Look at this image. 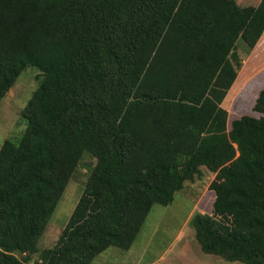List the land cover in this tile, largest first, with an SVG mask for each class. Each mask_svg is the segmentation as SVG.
I'll return each mask as SVG.
<instances>
[{
	"label": "trees",
	"instance_id": "obj_1",
	"mask_svg": "<svg viewBox=\"0 0 264 264\" xmlns=\"http://www.w3.org/2000/svg\"><path fill=\"white\" fill-rule=\"evenodd\" d=\"M263 34L264 0H0V103L26 68L44 76L25 130L0 149V264L129 251L153 207L204 167L215 200L192 218L201 250L264 264V90L260 118L223 108L239 43L250 56ZM86 155L84 193L41 250Z\"/></svg>",
	"mask_w": 264,
	"mask_h": 264
},
{
	"label": "rangeland",
	"instance_id": "obj_2",
	"mask_svg": "<svg viewBox=\"0 0 264 264\" xmlns=\"http://www.w3.org/2000/svg\"><path fill=\"white\" fill-rule=\"evenodd\" d=\"M239 46L243 68L223 108L233 118L243 115L260 118L262 115L254 112L253 106L259 92L264 90V34L250 56L241 43ZM43 79V73L37 67L26 68L0 103V149L7 138H17L25 130L27 124L22 114ZM95 164L96 160L89 155L82 159L40 242L41 250L57 244ZM214 178L213 173L202 168L201 176L193 182H186L184 188L176 193L172 204L153 207L129 251L109 248L93 264H138L141 255H144L142 264H242L205 254L195 238L192 218L197 214H211L215 198L210 185Z\"/></svg>",
	"mask_w": 264,
	"mask_h": 264
},
{
	"label": "crops",
	"instance_id": "obj_3",
	"mask_svg": "<svg viewBox=\"0 0 264 264\" xmlns=\"http://www.w3.org/2000/svg\"><path fill=\"white\" fill-rule=\"evenodd\" d=\"M143 259H144V255H141L140 257H138V260H139L138 264H142ZM156 263L157 262H154V263H151V264H156Z\"/></svg>",
	"mask_w": 264,
	"mask_h": 264
}]
</instances>
